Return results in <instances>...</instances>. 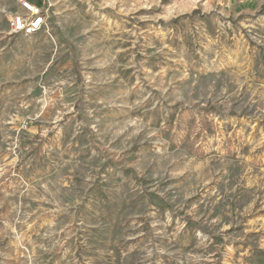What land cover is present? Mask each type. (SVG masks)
Instances as JSON below:
<instances>
[{"label": "rangeland", "instance_id": "1", "mask_svg": "<svg viewBox=\"0 0 264 264\" xmlns=\"http://www.w3.org/2000/svg\"><path fill=\"white\" fill-rule=\"evenodd\" d=\"M0 0V264H264V0Z\"/></svg>", "mask_w": 264, "mask_h": 264}, {"label": "built area", "instance_id": "2", "mask_svg": "<svg viewBox=\"0 0 264 264\" xmlns=\"http://www.w3.org/2000/svg\"><path fill=\"white\" fill-rule=\"evenodd\" d=\"M22 13L11 16L10 34L30 37L47 26L49 9L45 4L36 5L32 0H19Z\"/></svg>", "mask_w": 264, "mask_h": 264}, {"label": "bare ground", "instance_id": "3", "mask_svg": "<svg viewBox=\"0 0 264 264\" xmlns=\"http://www.w3.org/2000/svg\"><path fill=\"white\" fill-rule=\"evenodd\" d=\"M32 2L35 3L34 0H32ZM39 5H41V2H39L38 6H39Z\"/></svg>", "mask_w": 264, "mask_h": 264}, {"label": "crops", "instance_id": "4", "mask_svg": "<svg viewBox=\"0 0 264 264\" xmlns=\"http://www.w3.org/2000/svg\"><path fill=\"white\" fill-rule=\"evenodd\" d=\"M36 2H37V0H36Z\"/></svg>", "mask_w": 264, "mask_h": 264}]
</instances>
